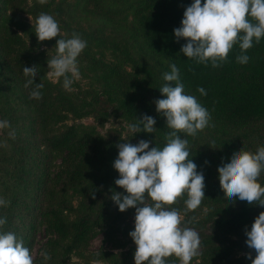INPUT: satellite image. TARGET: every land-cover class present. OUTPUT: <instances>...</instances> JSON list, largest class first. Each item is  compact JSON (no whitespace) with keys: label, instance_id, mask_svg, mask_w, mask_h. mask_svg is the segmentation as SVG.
I'll return each mask as SVG.
<instances>
[{"label":"trees","instance_id":"1","mask_svg":"<svg viewBox=\"0 0 264 264\" xmlns=\"http://www.w3.org/2000/svg\"><path fill=\"white\" fill-rule=\"evenodd\" d=\"M192 2L193 0H125L124 3L133 11L135 33L142 37L148 50L165 62L162 67L164 73H170V66L175 64L179 69L180 82L184 85V94L195 96L207 109L209 123L218 125L221 132L229 130L236 136L233 137L234 141L230 138L221 139L215 151H198L200 159L206 163L197 170L203 174L205 184V198L199 208L217 209L221 212L210 224L204 257L210 264H251V260L238 257L234 246L225 242L236 238L245 243V229L250 230L255 217L264 207L249 205L238 198L230 201L224 196L219 179L207 164L220 167L230 161L234 152L241 149L255 153L257 150L253 145L264 141V37L259 43L253 40V46L245 52L241 51L237 43L230 50L227 59L215 68L210 61L198 63L195 59L187 58L180 51L186 40H177L173 30L180 27L183 12ZM4 8L13 14L30 16L34 29L39 14H49L48 6L41 4L39 0H32L30 4L28 0H4ZM0 52L20 76L23 89L34 106V137L25 144L14 142L13 154L0 159V172L15 182L10 192L4 190L0 193V198L10 202L0 206V218H6L7 221L0 227V232L14 233L31 251L34 241L33 223L38 219L46 234L54 239L55 245L63 246L69 254L84 252L96 229L104 225H115L135 214L134 208L119 211L111 199L114 193H119L121 197L127 195L124 189L115 185L114 181L119 178V174L112 165L118 156L117 145L129 142L117 129H110L106 137L101 138L91 129L76 124L66 125L68 121L81 118L88 104L61 95L59 85L47 80L49 58L27 52L26 42L21 35L10 33L2 38ZM239 55H247L248 62H237ZM34 65L37 66V75L33 79L34 83L26 88L24 85L30 77L24 75L23 68ZM110 74L115 90L128 100L139 118L147 115L155 119V130L148 134L167 135L171 129L166 126V119L157 113L155 101L147 96L133 98L131 72L114 65L110 68ZM37 83L43 84L40 99L30 97ZM172 84L174 86L175 82ZM201 87L205 89L206 95L197 91ZM89 95L92 102L105 113L107 107L114 104L116 92L109 89L106 98H101L94 92H89ZM163 98L160 96L159 99ZM5 118L10 124L15 121L11 112L2 116V119ZM240 130L243 133L238 136ZM246 132L248 134H244ZM178 135L186 140L194 137L183 132ZM252 138L256 140L254 144ZM104 140L110 145L109 159L100 164L99 147ZM165 143L160 142L156 147L162 149ZM52 154H66L72 159L64 183L80 188L83 197L81 212L74 210L66 200L56 202L58 194L55 186H47L46 165ZM101 167H104L103 170ZM258 183L264 187V172L258 178ZM31 189L34 198H31ZM39 198L45 199L47 205L36 207L34 203ZM186 199L185 194L169 207L183 210ZM74 215L78 216L72 218ZM212 239L220 243L215 245L211 242ZM134 252L135 249H131L113 255L114 264H134ZM166 264L178 263L168 257Z\"/></svg>","mask_w":264,"mask_h":264},{"label":"clouds","instance_id":"2","mask_svg":"<svg viewBox=\"0 0 264 264\" xmlns=\"http://www.w3.org/2000/svg\"><path fill=\"white\" fill-rule=\"evenodd\" d=\"M39 2L43 4L46 0ZM173 31L177 40H186L180 49L185 57L198 63L210 61L212 67H218L237 43L245 52L253 46V40L259 43L264 37V0H203V3L193 0L183 12L180 27ZM59 33L55 18L40 13L35 21L38 41L51 40ZM86 46V41L76 33L69 39H57L56 53L47 60L48 78L54 83L63 78V87L70 90L74 80L79 78L77 58ZM248 60L247 55L237 56L240 64ZM170 67V73L163 75L168 83L159 89L164 98L155 101L157 113L166 119V126L171 129L165 136V145L162 149L147 150L150 142L144 140L135 145L118 144V156L112 165L119 174L115 185L127 193L123 197L114 193L112 201L121 212L135 209L134 230L129 233L136 246L134 264H166L170 256L178 258L180 264H190L200 246L199 234L190 227H182L180 211L168 206L186 194V214L196 210L205 198L204 176L189 159L188 141L181 139L178 133L195 136L208 126L210 115L195 96L184 94L179 69L175 64ZM23 73L30 77L24 85L27 88L34 83L37 66L24 67ZM42 88L43 84L37 83L30 97L42 98ZM197 91L206 95L202 87ZM155 123L153 117L145 115L129 124L128 130L132 134L152 133ZM6 128H10V123L0 120V135ZM8 135L14 138L15 133L10 131ZM217 172L220 189L230 201L238 198L249 205L264 207V187L258 183L264 172V147H259L255 153L243 149L234 152L230 161L218 167ZM7 203L10 202L0 198V206ZM6 222V218H0V227ZM245 235L246 245L256 253L254 258L251 253L246 258L251 264H264V211L255 217L250 230L245 229ZM41 255L45 261L50 259L46 252ZM0 264H34V260L14 233L0 232Z\"/></svg>","mask_w":264,"mask_h":264},{"label":"rangeland","instance_id":"3","mask_svg":"<svg viewBox=\"0 0 264 264\" xmlns=\"http://www.w3.org/2000/svg\"><path fill=\"white\" fill-rule=\"evenodd\" d=\"M31 2L32 0H28L29 4ZM124 2L125 0H46L49 14L60 26V33L58 37L51 40L38 41L31 17L27 14H13L6 11L4 0H0V41L10 33H18L26 42L27 52L51 59L56 53L57 39H69L72 38L73 33L78 34L87 43L86 48L77 58L79 78L74 80L69 90L63 87V78L60 82L54 83L47 76L49 82L59 85L62 96L88 104L81 118L68 121L66 125L76 124L91 129L97 137L101 138H105L110 129H117L133 145L141 140L150 142L147 149L150 150L160 142H166V135L160 133L158 136H152L142 131L132 134L128 130V125L136 123L140 118L128 104V100L115 90L110 68L118 65L131 72L134 86L133 98L147 96L156 101L162 96L159 89L167 83L163 79L165 73L162 67L165 62L148 50L142 37L135 33L133 11L128 9ZM109 89L116 92L115 102L107 107L104 113L92 102L89 92L106 98ZM10 112L15 121L10 124V128L3 130V135H0V159L13 154L14 142L25 144L34 137L33 102L25 93L20 76L0 52V120L8 121L7 118L2 119V116ZM10 131L15 133L14 138L9 137ZM242 133L243 131L240 130L238 136ZM233 137L236 136L229 130L221 132L218 125L213 126L208 123L203 131L187 139L189 159L197 165L196 170L206 164L200 159L198 151H215L221 139L230 138L234 141ZM254 138L251 139L253 144L256 141ZM253 146L256 150L264 147V141L255 143ZM99 150V163L104 164L109 159V143L104 140ZM71 165L72 159L66 154L49 155L46 165L47 186L52 184L55 186L58 194L56 202L66 200L74 210L81 212L83 197L80 188L64 183L65 174ZM207 165L212 169L213 175L218 178L219 166ZM103 168L101 167L102 170ZM0 179V193L4 190L10 192L15 186L13 179L2 171ZM30 193L31 198H34L32 189ZM146 202L150 203V201ZM34 205L45 206L47 201L39 198ZM184 210H179L182 216L181 226L194 229L200 238L198 255L193 257L190 264H210L204 257L206 255L205 241L210 235V224L221 212L217 209L198 207L185 214ZM134 215L115 225H104L96 229L88 249L79 254H69L63 246L55 245L54 239L46 234L42 222L37 219L33 223L35 225L32 232L34 241L30 251L34 264H114L113 255L136 247L129 236V233L134 230ZM211 242L215 245L220 243L216 239H212ZM225 243L234 246L238 257L246 258L249 253L253 258L256 255L246 243L236 238H231ZM42 252H46L50 259L45 261L41 255ZM169 258L180 264L175 256Z\"/></svg>","mask_w":264,"mask_h":264}]
</instances>
